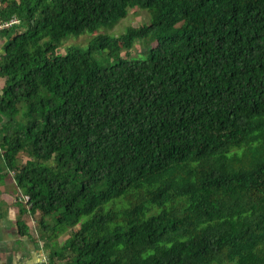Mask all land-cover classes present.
I'll return each instance as SVG.
<instances>
[{
  "label": "trees",
  "instance_id": "obj_1",
  "mask_svg": "<svg viewBox=\"0 0 264 264\" xmlns=\"http://www.w3.org/2000/svg\"><path fill=\"white\" fill-rule=\"evenodd\" d=\"M134 7L149 20L57 53ZM0 9L19 19L0 30V175L13 171L19 235L31 215L46 264H264V0Z\"/></svg>",
  "mask_w": 264,
  "mask_h": 264
},
{
  "label": "crops",
  "instance_id": "obj_2",
  "mask_svg": "<svg viewBox=\"0 0 264 264\" xmlns=\"http://www.w3.org/2000/svg\"><path fill=\"white\" fill-rule=\"evenodd\" d=\"M5 42L6 38L0 36V59L4 53ZM5 83L6 77L1 76L0 94ZM17 190L19 189L13 171L5 169L0 175V264H46L47 250L43 241L39 239L35 220L31 215L28 218V214L25 215L24 219L27 223H32L30 226L32 237L19 235L16 220L22 204Z\"/></svg>",
  "mask_w": 264,
  "mask_h": 264
},
{
  "label": "rangeland",
  "instance_id": "obj_3",
  "mask_svg": "<svg viewBox=\"0 0 264 264\" xmlns=\"http://www.w3.org/2000/svg\"><path fill=\"white\" fill-rule=\"evenodd\" d=\"M149 20V12L140 7L130 8L128 15L121 20H119L113 26H102L97 30H87L85 32L75 34L71 33L67 38H64L57 49V53H65L67 49L71 46H77L81 49H86L89 43L99 34V33H110L114 35H119L126 31L127 27L130 25L139 26L142 23ZM156 45V41L153 38L139 39L136 41L133 48L130 50L131 57H146L148 56L151 49ZM125 54V53H124ZM99 62L104 65H109L110 61L104 56V51L96 54ZM114 60L111 61V64ZM21 190H17L19 192ZM20 193V192H19ZM18 193V194H19ZM27 215V214H26ZM30 215H27V218ZM30 219H28L29 221ZM68 235L61 236L60 240L63 241Z\"/></svg>",
  "mask_w": 264,
  "mask_h": 264
},
{
  "label": "built area",
  "instance_id": "obj_4",
  "mask_svg": "<svg viewBox=\"0 0 264 264\" xmlns=\"http://www.w3.org/2000/svg\"><path fill=\"white\" fill-rule=\"evenodd\" d=\"M2 6V0H0V8ZM1 10V9H0ZM19 22V19L16 16H13L10 19H3L0 15V30H3L5 28H9Z\"/></svg>",
  "mask_w": 264,
  "mask_h": 264
},
{
  "label": "clouds",
  "instance_id": "obj_5",
  "mask_svg": "<svg viewBox=\"0 0 264 264\" xmlns=\"http://www.w3.org/2000/svg\"><path fill=\"white\" fill-rule=\"evenodd\" d=\"M47 261V260H46Z\"/></svg>",
  "mask_w": 264,
  "mask_h": 264
}]
</instances>
